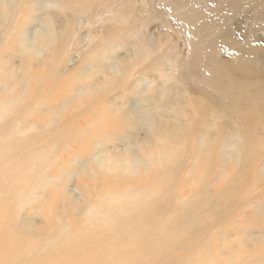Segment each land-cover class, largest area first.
Returning a JSON list of instances; mask_svg holds the SVG:
<instances>
[{"label":"rangeland","instance_id":"obj_1","mask_svg":"<svg viewBox=\"0 0 264 264\" xmlns=\"http://www.w3.org/2000/svg\"><path fill=\"white\" fill-rule=\"evenodd\" d=\"M26 1L28 5L21 10L19 24L11 28L9 41L0 48V69L4 71L0 74V101L7 100V111L12 112L7 121L15 122L28 137L34 134L30 125L37 124L35 134H42L56 128L60 119L64 124L65 118L78 115L79 106L91 110L97 119L89 127L90 140L86 137L84 143L72 146L65 140L57 141L56 136L64 133L56 130L36 142V146L49 147L44 153L56 158L51 163L52 171L53 166L65 173L70 170L69 176L58 175L69 178L71 187L83 185L86 191H90L88 186L92 190L100 187L104 176V182L115 186L103 190L106 195H116L128 188H146V192H162L168 203L173 196L187 197L201 190L209 196L222 194L217 206L224 214L213 216L207 209L212 205L210 200L196 209L203 225L215 228L213 241L206 236L205 241L195 243L191 236L192 241L186 243L188 237L181 236L179 243L185 240V244H175L174 250L171 245L168 247L172 252L168 254L170 263L241 264L239 260L248 253L259 258L245 264H262L264 74L250 75L249 68H242H257L262 60L257 55L264 54V0H65L62 6L68 8L67 12L54 9L49 0ZM228 3L237 8L230 10ZM223 12L229 16L225 21ZM65 14L69 23L62 25ZM47 16L54 19L56 35L38 41L54 44H47L45 47L50 50L36 59L28 29L33 32L42 28ZM249 48L253 49L251 52L258 51L254 60L249 59ZM26 78L29 92H23L24 84L17 82ZM53 85L55 91L49 96ZM32 90L36 91V98ZM16 93H21L22 98L15 102L11 97ZM188 97L197 99L190 103ZM66 104L69 106L65 107ZM134 104H141L136 117L146 116L145 126L127 117L126 110L131 107L133 111ZM23 107H27V112L18 110ZM87 126L85 123L80 128ZM91 135L102 140L94 141ZM127 135H135L136 144L147 142L151 146L156 140L152 141L149 135L167 138L166 148L172 140V153H176L181 165L172 166L171 173L165 175L157 162L131 169L130 156L125 163L115 160L119 165L109 171L105 156L130 155L125 151L129 141L119 140ZM199 136L203 137L201 145ZM89 141L97 142L90 152L82 146ZM99 150L104 158L98 164L91 162V156ZM148 152L156 154L158 150L145 152L146 157ZM88 160L96 170H88L90 174L86 176L83 169ZM175 169L179 171L175 173ZM179 172L176 192L167 193L164 182L169 178L176 181ZM93 173H98L100 180L93 179ZM174 208L177 212L182 210L181 206ZM205 209L207 212H202ZM33 217L46 224L42 216ZM60 225L54 230L56 234L63 230ZM67 231H71L70 227Z\"/></svg>","mask_w":264,"mask_h":264},{"label":"bare ground","instance_id":"obj_2","mask_svg":"<svg viewBox=\"0 0 264 264\" xmlns=\"http://www.w3.org/2000/svg\"><path fill=\"white\" fill-rule=\"evenodd\" d=\"M49 1L54 9L58 10L60 8V12H67L68 8L66 9V6H62L65 0ZM26 5H28L26 0H0V8L2 9L0 13V28L2 30L0 34V48L9 41L12 32L11 28L19 24V20L22 17L21 10ZM229 6L230 10L233 7L237 8L236 5ZM69 11L71 12L72 10L69 8ZM223 14V21H225L229 16L227 14L228 17L225 16L224 12ZM53 20V17L47 16L43 19L45 24L42 28L38 30L34 29L33 32L28 29L31 37L33 36L32 44L34 51L32 54L36 56V59L43 57L50 50L45 47L47 44L48 47L54 44V42L48 40L40 41L42 40L41 38L49 39L51 36L56 35L55 22ZM68 23L69 21L65 14L62 18V25ZM38 39L40 40L38 41ZM256 39L257 37H255V41ZM251 50L253 49L249 48V59L254 60L253 57L258 54V51L251 52ZM257 57L262 59L257 68L251 67L252 65L242 68L243 70L249 68L250 75H255L254 72L264 74V54L263 56L257 55ZM3 72V68H1L0 74H3ZM47 79H50V77ZM27 81V78L26 80L17 81L22 83V85L24 84L22 86L23 92L31 91L25 86L28 84ZM53 91H55L54 85L51 87L48 95H52ZM35 92L32 95H35ZM64 95L63 93L59 97V100ZM28 97L32 98L31 93H29ZM11 98L14 101L15 99L19 101L22 95L21 93H16ZM188 98L190 99V103H192L191 100L196 97ZM5 104H8L7 100L0 101V264H171L169 260L171 258H168V254H171V250L176 248L175 244H185V240L179 243L181 236L185 235L188 237L186 243L192 241V239H189L191 236L195 243H198L201 239L204 240L206 236H209V241L213 239L214 235L216 236L215 228H210L207 225L204 226L203 218L197 214L196 209L206 200H210L212 205H210V209L208 207L207 209L211 211L213 216L224 214V211H221L217 206L219 199L221 200L223 197L222 194L209 196L206 190H201L196 193L191 192L187 197L173 196L168 203L162 197V192H146V188L138 190L128 188L127 190H121L116 195H106L103 190L115 186L113 183L104 182L106 180L104 176L101 179L100 187L95 186L96 188L92 190L88 186L90 191H86V189L84 190L85 186L78 183L77 186L71 187L69 178L62 179L58 175L61 173L69 176L71 174L70 170L65 173L62 171L63 169L53 166L52 171L51 163L56 158L51 157L48 152L44 153L45 149L49 147L36 146V142L48 138L56 130L64 133V136L59 137L60 134L56 136V140H65L67 144L72 146H75L76 142L80 143L81 141L84 143L86 140L83 141V139L86 137H89L87 140H90L89 127H92L93 121L97 119L95 113L91 110L81 109L82 107L80 106L76 108V106V109H80L78 115L70 119L64 117V124L62 123L63 118L60 119L56 128H49L46 133L42 134H35L37 124L30 125V130H33L34 134L26 137L23 134L24 129L19 128L15 122L7 121V119H10V114L12 116V112L10 111L9 114V111H7L8 107ZM139 105L141 104L132 105L133 111H130L131 107L128 108L126 110L128 111L127 117L145 126L148 121L146 116H141V118L136 117V112L140 111ZM39 106H43V104L40 103ZM64 106L68 107L69 105L67 106L66 104ZM72 106L74 107V103ZM2 107L6 109L3 110ZM204 107L207 109L208 105ZM138 108L139 110H137ZM26 109L27 107H23L18 110L24 111ZM85 123L88 124L87 128H80ZM68 127L69 130L67 129L66 131ZM74 127H79V131ZM156 127L158 128L157 122ZM73 128L74 130H72ZM176 128L180 129V127ZM180 131H183V129H180ZM68 132L69 134L65 135ZM119 133L114 134V137L119 135ZM168 136H172L171 132H168ZM95 137L99 139L92 136L94 141L100 142L102 140L99 136ZM149 137L152 141L156 140L152 146L147 142L140 144L138 142L137 145L134 140L136 139L135 135H127L124 138L120 137L119 140H123L122 142L125 140L129 141L128 145H125V151H129L130 155L119 154L117 158H113L112 154H110L109 158L104 155V163L109 167V171L114 170L119 165L118 163H125L130 156L131 169L152 165L157 162L162 167L165 175L171 173L170 168L172 166L182 163L177 155H175L176 153H172V148L175 147L174 143L171 142L172 140L169 139L168 148H166L167 138L156 137L155 135H149ZM109 139L111 138L109 137ZM202 139L203 137L199 136L200 145ZM96 143L89 141V144L85 143L82 146L83 149L86 148L90 152L91 147ZM112 146L114 150L118 151L115 144ZM224 146L229 150L230 147L227 143ZM108 149L107 146L105 151L108 152ZM153 149L158 150V152L156 154L148 152L149 156L146 157L145 152ZM123 151L122 149L118 153H122ZM104 156L102 155V151L99 150V153L91 156V162L98 164V160H102ZM44 164L46 166L43 167ZM88 170H96L93 164L89 165V160L83 169V173L86 176L90 174ZM174 171L176 173L179 169H175ZM51 173H55V176H51ZM74 173L76 172L74 171ZM97 174L93 173V179L100 180V175L98 176ZM179 176H181L180 172L177 174L176 181L169 178L168 181L164 182L167 193L172 194V192H176ZM136 181L140 185L142 184L141 181ZM131 184L132 186L134 185L133 182ZM172 203H174L173 206ZM175 206H181V212H177L174 208ZM207 209L202 212H207ZM34 215L45 218L46 224L39 223L33 217ZM56 221L59 222L56 223ZM60 221L65 222V224L60 223ZM57 225L63 227V230H60L59 234H56L54 231L57 230ZM69 227L71 231H67ZM170 245L172 249L168 250ZM205 246L207 247V245ZM247 255L244 254L242 258L240 257L239 262L241 264L256 261L259 258L257 254L250 255L247 253ZM194 264H200V262L194 261ZM202 264H212V262ZM254 264H257V262H254ZM262 264H264V256L262 257Z\"/></svg>","mask_w":264,"mask_h":264}]
</instances>
